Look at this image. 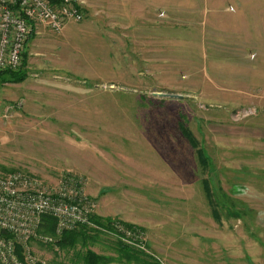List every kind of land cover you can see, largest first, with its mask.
Masks as SVG:
<instances>
[{
    "label": "rangeland",
    "instance_id": "obj_1",
    "mask_svg": "<svg viewBox=\"0 0 264 264\" xmlns=\"http://www.w3.org/2000/svg\"><path fill=\"white\" fill-rule=\"evenodd\" d=\"M85 1L82 21L39 25L17 69L23 82L0 81V175L20 171L52 192L77 177L92 216L134 225L163 264H264L263 0L229 22L210 13L205 28L171 18L165 53L148 49L146 28ZM162 55L165 64L150 59ZM181 126L205 149L207 171ZM60 238L38 232L30 246L50 264H82L80 245Z\"/></svg>",
    "mask_w": 264,
    "mask_h": 264
},
{
    "label": "built area",
    "instance_id": "obj_2",
    "mask_svg": "<svg viewBox=\"0 0 264 264\" xmlns=\"http://www.w3.org/2000/svg\"><path fill=\"white\" fill-rule=\"evenodd\" d=\"M85 16V0H0V72L21 67L29 38L39 25L60 32ZM81 185L77 177L67 176L59 191L52 192L20 171L0 175V264H50L30 246L44 215L56 219L57 235L91 225L95 204L83 195ZM113 225L128 243L143 239L138 229Z\"/></svg>",
    "mask_w": 264,
    "mask_h": 264
},
{
    "label": "crops",
    "instance_id": "obj_3",
    "mask_svg": "<svg viewBox=\"0 0 264 264\" xmlns=\"http://www.w3.org/2000/svg\"><path fill=\"white\" fill-rule=\"evenodd\" d=\"M90 1V0H89ZM99 4L103 3L106 14H120L122 16V24L131 29L146 28L148 33L146 37L147 47L157 48L158 52L165 53L170 45L169 23L170 19L174 18L187 23L198 24V27L205 28V23L209 20L208 15L215 13L218 15V22H229L227 19L230 15L237 14L240 16L250 13L247 0H233V7L227 6L225 0H214L213 7L209 5V0H99ZM114 1V2H113ZM212 3V0H210ZM217 1V2H216ZM247 1V3H246ZM264 2V0H263ZM222 3V5H221ZM230 7V8H229ZM162 11L163 15H158L157 11ZM259 22L262 27H259V36L264 37V3L259 5ZM146 14V15H144ZM221 14V15H220ZM223 14H227L226 18H222ZM109 15V16H110ZM107 17L106 29H111L110 26L112 17ZM232 19V18H231ZM116 20V19H115ZM125 20V21H124ZM241 21V20H240ZM243 23L246 21L242 18ZM245 21V22H244ZM116 23H119L116 20ZM141 37V36H138ZM155 51L154 48L152 49ZM151 52V51H150ZM149 53V52H148ZM150 59L167 63L168 57L165 55L150 57ZM100 245V244H99ZM102 247L97 250V253L103 254L113 260L107 264H122L119 261L118 252L113 249L111 243L104 242ZM75 263V264H79ZM81 264V263H80ZM84 264V260L83 263Z\"/></svg>",
    "mask_w": 264,
    "mask_h": 264
},
{
    "label": "trees",
    "instance_id": "obj_4",
    "mask_svg": "<svg viewBox=\"0 0 264 264\" xmlns=\"http://www.w3.org/2000/svg\"><path fill=\"white\" fill-rule=\"evenodd\" d=\"M34 36L35 31L31 34L28 43L31 41V39H33ZM6 75L8 76V80H12L14 82H23L26 79L25 71L6 70L0 72V81H5ZM181 129L190 144L196 149L199 165L202 169H204V171H207L210 167V159L205 149L201 146L200 142L195 137L190 128L181 126ZM203 185L206 196L210 205L212 206V211L214 215L219 218L220 212L214 199V193L211 188L210 180L207 177L203 179ZM114 221V219L102 218L94 214L91 217V225L83 224L75 227L74 229L64 231L61 233V238L57 240V243L62 247L70 248H76L78 245H80L82 248L80 253L83 257L84 264H107L113 260L110 257L97 253L93 249L97 244H102L104 242H110L113 249H116L119 256V261L122 264H163L160 259L141 247L143 245L145 246L144 239L137 238V241L134 243H128L123 240L122 236L113 225ZM126 226L130 228L134 227V225L131 224H126ZM55 227L56 219L51 215H44L38 232L56 235ZM109 234L114 236V243L111 242L113 241V238L109 237ZM18 251H20V247H18Z\"/></svg>",
    "mask_w": 264,
    "mask_h": 264
},
{
    "label": "water",
    "instance_id": "obj_5",
    "mask_svg": "<svg viewBox=\"0 0 264 264\" xmlns=\"http://www.w3.org/2000/svg\"><path fill=\"white\" fill-rule=\"evenodd\" d=\"M154 95L160 96V97H171V98H181L182 95L179 94H171V93H163V92H154Z\"/></svg>",
    "mask_w": 264,
    "mask_h": 264
}]
</instances>
